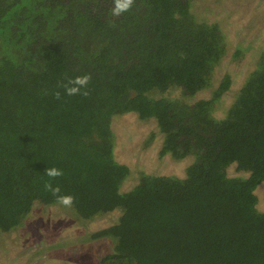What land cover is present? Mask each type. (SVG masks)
<instances>
[{
  "label": "trees",
  "instance_id": "16d2710c",
  "mask_svg": "<svg viewBox=\"0 0 264 264\" xmlns=\"http://www.w3.org/2000/svg\"><path fill=\"white\" fill-rule=\"evenodd\" d=\"M191 1L135 0L113 16V0H0V231L19 227L35 203L57 204L44 189V169L55 166L63 175L52 183L75 198L78 219L119 212L92 233L112 242L100 264H264L255 194L264 50L238 80L224 74L209 98L154 96L210 87L226 54L220 26L199 21ZM84 74L87 96L59 87ZM225 92L231 100L217 116ZM130 112L154 119L160 155L194 156L184 178L141 174L120 191L129 168L114 158L110 124Z\"/></svg>",
  "mask_w": 264,
  "mask_h": 264
},
{
  "label": "rangeland",
  "instance_id": "374dc122",
  "mask_svg": "<svg viewBox=\"0 0 264 264\" xmlns=\"http://www.w3.org/2000/svg\"><path fill=\"white\" fill-rule=\"evenodd\" d=\"M190 7L199 21L220 26L227 42L226 54L213 74L210 87L190 97L178 90L154 96L181 98L191 104L209 98L224 74H230L236 81L256 63L259 52L264 50V0H192ZM236 50L239 53L234 56ZM231 96L229 92L222 95L221 102L216 104L217 116L224 114ZM110 126L114 158L129 168L121 192L131 189L141 174L184 178L186 168L195 159L192 155L181 159L160 155L163 134L154 119L142 121L130 112L112 117ZM227 171L229 175L241 174L234 166ZM263 192L264 181L255 189L259 210H264ZM118 215L114 211L80 220L72 207L35 203L19 227L0 231V264H100L101 258L112 252V242L108 238L93 239L92 233L112 224Z\"/></svg>",
  "mask_w": 264,
  "mask_h": 264
},
{
  "label": "clouds",
  "instance_id": "9594fccd",
  "mask_svg": "<svg viewBox=\"0 0 264 264\" xmlns=\"http://www.w3.org/2000/svg\"><path fill=\"white\" fill-rule=\"evenodd\" d=\"M135 0H113L112 15L120 16L121 14L128 12L134 5ZM90 75H77L75 77H66L64 81L59 83V87L64 89V93L67 96L83 95L87 96V87L90 82ZM57 99L60 98V92L54 93ZM44 175H46L49 180L45 181L44 189L52 194L55 198L57 204L65 207L71 208L74 205V197L71 194H64L61 192L59 185H53L52 180L63 175L61 169L52 166L46 167L44 169Z\"/></svg>",
  "mask_w": 264,
  "mask_h": 264
}]
</instances>
